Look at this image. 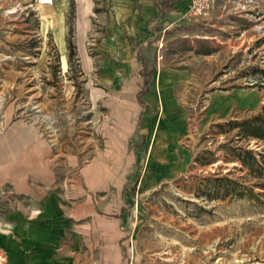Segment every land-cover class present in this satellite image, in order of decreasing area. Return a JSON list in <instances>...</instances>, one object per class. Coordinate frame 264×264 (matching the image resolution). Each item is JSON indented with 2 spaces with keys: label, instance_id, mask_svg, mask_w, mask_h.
Segmentation results:
<instances>
[{
  "label": "rangeland",
  "instance_id": "374dc122",
  "mask_svg": "<svg viewBox=\"0 0 264 264\" xmlns=\"http://www.w3.org/2000/svg\"><path fill=\"white\" fill-rule=\"evenodd\" d=\"M105 4L99 0L102 17L90 19L85 65L72 7L67 23L74 27L77 57L70 62L68 48L62 53L42 30L35 0H0V155L16 137L10 128L20 126L29 134L18 154H40L52 164L78 160L75 168L55 166L63 180H79L81 168L101 161L108 177L103 201L129 196L120 264H264V178H257L264 176V143L243 138L239 128L264 108V0L255 8H230L220 25L200 20L135 43L144 76L151 72L154 79L164 69L182 74L174 89L177 111L157 103L151 115L181 113L179 156L166 162L161 180L147 183L148 131L124 147L111 141L115 123L138 105L132 87L116 86L113 75L103 74L98 48L110 18ZM245 153L258 164L244 166L237 155ZM7 162L1 157L0 169ZM30 199L11 185L0 189V230L10 215L31 206ZM9 248L10 254L0 247V264H100L77 254L71 263H58L59 251L52 263L18 262L15 246Z\"/></svg>",
  "mask_w": 264,
  "mask_h": 264
},
{
  "label": "crops",
  "instance_id": "0c3cea01",
  "mask_svg": "<svg viewBox=\"0 0 264 264\" xmlns=\"http://www.w3.org/2000/svg\"><path fill=\"white\" fill-rule=\"evenodd\" d=\"M98 1L55 0L51 6L36 5L42 30L52 34L62 53L67 50V16L74 5L77 41L80 40L79 53L85 65L90 62L85 49L90 19H99V15L102 17V5H98ZM262 1L216 0L207 20L220 25L232 13L230 8L236 5L255 8ZM105 5L110 18L105 24L104 42L98 48V53L104 58L103 74L113 75L116 86L125 82L126 86L132 87L138 105L132 115L121 116L122 121L115 123L111 141L124 147L134 136L140 137L141 134L145 138L142 134L146 129L153 143L151 155L146 161L144 182H157L166 175V162L178 158L177 144L184 130L181 131L183 117L180 112L179 115L173 113L171 117L164 112L162 116L152 118V107L162 103L165 110L176 108L177 111L174 89L182 83V74L178 69H164L154 79L151 76V85L148 93L142 97V106L138 94L144 87L147 68H142L135 43L142 45L152 42L161 33L191 23L182 20L190 0H106ZM96 10L100 12L96 13ZM234 11L239 12V8ZM239 96V93L234 95L236 99ZM10 134L16 137L3 146L4 151L0 155V158L11 160L7 162L11 164L0 169V189L11 185L16 193L32 199L31 206L8 217L9 223L0 230V247H4L10 254L12 249L9 250V246H15L13 254L19 256L18 260L15 258L18 262L52 263L55 253L59 251L60 256L56 259L58 263H71L77 254L76 258L85 262L120 264L122 230L128 222V213L124 207L129 196H115L114 203L103 201L102 184L108 177L102 170L101 161L95 159L92 164L81 168L79 173L82 182L80 178L75 181L63 180L57 175L56 167L60 170L75 168L78 165L77 159L67 158L52 164L49 162L51 159L40 154H18L20 148L27 144L25 136L29 132L20 126H13ZM31 145L38 148L39 143ZM126 171L123 170V173ZM120 214L123 217H117Z\"/></svg>",
  "mask_w": 264,
  "mask_h": 264
},
{
  "label": "trees",
  "instance_id": "16d2710c",
  "mask_svg": "<svg viewBox=\"0 0 264 264\" xmlns=\"http://www.w3.org/2000/svg\"><path fill=\"white\" fill-rule=\"evenodd\" d=\"M72 9L75 11L73 4H72ZM97 12H100V10H96V13ZM68 26H69V33L67 36V48L69 50V59L71 62L72 59L77 57V53H76V45L72 40L74 27L71 24V22H68ZM150 85H151V74L146 76L144 87L142 91L138 94V101L142 106L144 105L142 97L148 93ZM239 128H240V135L243 138H247V139L253 138L264 143V108L260 112V114H258L256 117L247 120L242 124H239ZM237 158L244 166L254 167L258 164L257 158L255 156H252L251 153H245V156H243L242 154H238ZM257 178H264V176L263 177L258 176ZM262 188L264 189V183L262 184Z\"/></svg>",
  "mask_w": 264,
  "mask_h": 264
},
{
  "label": "built area",
  "instance_id": "2783aa9c",
  "mask_svg": "<svg viewBox=\"0 0 264 264\" xmlns=\"http://www.w3.org/2000/svg\"><path fill=\"white\" fill-rule=\"evenodd\" d=\"M216 0H190L188 10L182 16V20L187 22H198L207 20L211 15ZM55 0H35V5L51 6Z\"/></svg>",
  "mask_w": 264,
  "mask_h": 264
}]
</instances>
